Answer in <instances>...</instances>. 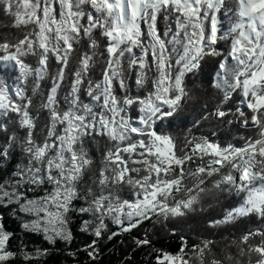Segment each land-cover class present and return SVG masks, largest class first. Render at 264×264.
<instances>
[{
    "label": "snow or ice",
    "instance_id": "6c2138e0",
    "mask_svg": "<svg viewBox=\"0 0 264 264\" xmlns=\"http://www.w3.org/2000/svg\"><path fill=\"white\" fill-rule=\"evenodd\" d=\"M0 12L19 30L0 31V163L15 161L0 206L28 217L26 232L70 245L78 215L93 262L101 239L127 233L156 264H264V0H0ZM214 204L208 228L246 225L235 254L218 258L210 236L154 247L156 225L175 236ZM13 235L0 216V264L47 255L12 250Z\"/></svg>",
    "mask_w": 264,
    "mask_h": 264
},
{
    "label": "trees",
    "instance_id": "16d2710c",
    "mask_svg": "<svg viewBox=\"0 0 264 264\" xmlns=\"http://www.w3.org/2000/svg\"><path fill=\"white\" fill-rule=\"evenodd\" d=\"M11 24L12 17L0 12V31H10L19 34L18 29L4 28V25ZM202 79L204 83L198 87L206 86L209 76L206 74ZM182 127H191L190 115L184 121V125ZM203 131L207 132L209 129H203ZM178 134L183 135L184 132L182 130H178ZM226 138L232 139L238 144L242 143L239 137L236 136L235 132L232 133L231 137ZM17 156H19V153H17ZM14 163L15 161L7 165L0 163V181L5 179L11 172ZM39 194L41 193H29L30 196ZM234 200L235 197H230L228 200H222L221 204H228ZM221 204H214L205 212L192 215L180 222L177 225L180 228V231H178L175 236L170 235L168 230L161 225H156L154 230L157 235L153 237L155 241L154 247L171 254H176L182 246V241L180 239L181 235L189 239V247H191L192 244L199 242V236H210L217 241V243L213 245V248L217 252L218 258L223 259L225 253L227 252L235 254V246H232L231 248H228L227 246L232 243L233 236L239 237L240 231L246 227L245 224H238L234 230L231 226H222L219 229L208 228L206 226V220L210 216L218 218L222 214ZM10 207L11 206H0V216L3 217L6 229L14 234L11 238L12 250L17 251L24 248L26 251L34 253L38 249H49L47 255L41 256L39 260L24 262V264H76V261H79L80 264H156L154 259L155 254L150 252L149 246L134 249L133 244L131 243L133 235L127 233L115 236L110 241L101 239V241L97 244V247L100 250L99 259L93 262L87 256L85 249H87L94 237L91 234L80 230V225L83 223V220L78 215L74 216L73 220L72 228L74 239L71 244L66 245L63 241H57L55 245H50L42 235L26 232L21 227L22 220L18 218V213L13 214L10 211ZM106 223L109 224L110 228L118 231L116 225L107 220ZM150 223L151 222H145V224ZM173 224H176V222H173ZM143 228L144 225H141L140 228L133 230L134 234L136 236L142 235ZM230 232L231 235H229ZM222 236L228 238L222 239ZM258 239L259 238H255V240ZM255 240L252 242H255ZM69 250L76 253L75 259L66 254ZM129 256L133 257V259H126V257ZM253 258H255V256ZM14 264H22V257L18 256V259L14 261ZM226 264H229V262H226ZM231 264H235V262L233 261Z\"/></svg>",
    "mask_w": 264,
    "mask_h": 264
},
{
    "label": "rangeland",
    "instance_id": "374dc122",
    "mask_svg": "<svg viewBox=\"0 0 264 264\" xmlns=\"http://www.w3.org/2000/svg\"><path fill=\"white\" fill-rule=\"evenodd\" d=\"M18 218L20 219V220H22V222H23V220L24 219H27L28 217H26L23 213H18ZM43 236V235H42Z\"/></svg>",
    "mask_w": 264,
    "mask_h": 264
}]
</instances>
